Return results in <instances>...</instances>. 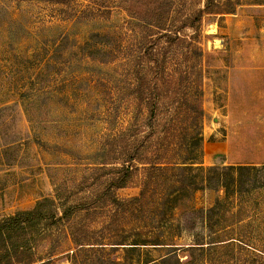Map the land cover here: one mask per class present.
Masks as SVG:
<instances>
[{
	"label": "rangeland",
	"instance_id": "rangeland-1",
	"mask_svg": "<svg viewBox=\"0 0 264 264\" xmlns=\"http://www.w3.org/2000/svg\"><path fill=\"white\" fill-rule=\"evenodd\" d=\"M183 1L186 14L205 2ZM177 2L179 6L182 0ZM218 2L222 7L223 0ZM127 4L0 0V220L30 209L43 197L54 199L58 215L65 201L89 200L106 189L105 178H110L109 165L93 166L112 160V131L123 132L136 120L134 115L142 124L141 134L153 131L142 120L144 111L137 114L127 97L137 68L134 56L145 49L137 20L128 22ZM234 6L231 13H203L195 28L180 30L186 41L179 44L177 56L189 40L187 48L197 46L201 53L181 55L176 66L170 60L165 70L178 84H172L174 96L184 92L187 106L194 101L203 110L199 117L190 112L184 127L179 122L171 126L169 114L161 113L162 123L174 131L169 145L174 152L167 158L197 156L194 161L205 171L194 167L186 172L206 187L177 200L174 195L156 196L166 209L160 221L154 214L141 218L124 213L122 206L113 214V206L99 202L89 216L76 213L75 222L105 244L88 255L97 264H144L152 259L158 264H264V0H239ZM152 37L155 48H168L167 37ZM173 49L168 48L167 57ZM179 75L184 76L180 84ZM193 92L200 93L190 97ZM163 134L160 126L147 141H162ZM221 151L228 155L224 166L260 169L207 170L213 154ZM140 175L137 171L115 195H136ZM222 183L228 186V201ZM216 200H221L222 215L206 220ZM70 223L41 220L19 228L11 240L25 242L24 249L34 258L53 253L55 264H86L87 256L71 242ZM144 237L149 241H140ZM156 237L164 246L152 244ZM195 242L202 247H187Z\"/></svg>",
	"mask_w": 264,
	"mask_h": 264
},
{
	"label": "trees",
	"instance_id": "trees-1",
	"mask_svg": "<svg viewBox=\"0 0 264 264\" xmlns=\"http://www.w3.org/2000/svg\"><path fill=\"white\" fill-rule=\"evenodd\" d=\"M55 1L63 3L67 0ZM127 1L128 4L125 10L131 16L128 22L135 23L131 21L137 20L136 25H140V29H142L139 34V40L144 43L145 47L142 53L134 56L135 59H138L135 63L137 68L134 70V80L128 90L127 97L133 99L137 114L144 111L142 120L144 123L151 125L153 131L148 135L141 134L143 132L142 124L136 122L137 116L135 115L136 120L129 122V127L123 130L124 133L122 131L118 133L116 130L112 131L110 136L111 141L109 142L112 160L105 162L106 164L100 163L93 166L94 169H100V167L109 165L110 178H105L106 183L104 186H106V189L104 188L99 193H93L92 198L89 200H81L79 202L75 200L65 201L58 215L55 207H53L54 199L43 197L36 200L30 209L2 218L0 220V264H55L53 262L56 256H53V253L46 257L34 258L30 252L24 249V246H26L25 242H14L11 240V237L18 235L19 228L25 229L27 226L31 227L41 220L53 224L68 219L71 221L69 224L71 242L75 245L76 252L87 256V259L84 258L86 264H97L95 261L98 260H91L88 255L93 251L102 249L105 247V244L100 242V239L88 229L86 230L83 226L84 224L79 226V221L75 222L78 218L75 217L76 213L84 212L85 215L80 213L79 216H89L91 212L95 211V202H99V204L113 206V214L115 209L122 206L124 213L139 215L141 218L154 214L155 216L153 217L160 221L165 218L166 209L164 208V201H160L159 204L155 199L156 196L161 195L166 198L174 195V199L177 200V198L185 197L188 193L191 194L195 189L206 187L202 180L198 181L186 172L194 167L201 171L203 170V172L205 171L200 162L194 161L197 156L192 158L190 156H178L179 158L176 159H180V161H170L167 158L169 151L174 152V146H171L172 148L169 146L171 138L172 140L174 138V131L169 132V126L166 128L162 123V120H160L161 113L166 111L169 114L168 124L171 123V126L179 122L184 127L183 123L191 116L190 112L194 116L199 117L202 116L203 110L194 101L189 102L191 106H187L189 104L187 98H183L184 92H178L180 93L178 94L179 97L174 96L176 91H172L171 87L174 82L176 84V79L174 80L171 74L167 75L165 70L168 68L166 65L170 60L176 66L178 65L176 59L181 55H187L188 52L195 53L196 55L201 53L197 46L187 48L191 45V41L189 40L186 44V49L183 52H179V57L177 56V48H181L179 44L186 41L184 35V37L179 35L180 30L184 27L195 28L197 21L200 20L203 13L233 12L234 5L239 0H235V2L223 0L222 7L219 5L218 0H205L202 8H198L196 11L187 14L183 12V0L179 6L177 5V0ZM88 11L90 12V10L84 9V12ZM91 14L93 15V12ZM181 17L182 20L179 21ZM177 21H179V24H177ZM159 33L167 37L165 41L169 43L168 48L172 45L174 47L173 52L168 57L166 56V53L169 52L167 46L164 48L160 47V50L155 48L156 39H153L152 35L155 34L157 36ZM183 78L184 76L179 75L177 83L180 84ZM161 84L163 85L161 86ZM164 85L166 87H163ZM199 93L193 92L189 95H191L190 97L192 95L197 97ZM165 98H171L174 104H169L172 103L171 100H164ZM160 126L164 130L161 139L166 142V145L160 139L159 142L147 141L150 136H153L154 132H158ZM183 131L186 133L185 128ZM194 136L197 138L198 144L201 143L202 139L198 134L196 133ZM201 153L202 150L199 149L198 155ZM212 162L213 165L209 166L207 170L216 171L218 167L245 170L247 172L260 169L255 165L248 164H230L224 166L225 155L223 153L213 154ZM262 167L264 168V165ZM137 171H141L138 193L125 199L118 198L115 195V191L128 186V183L132 181L133 175ZM222 185L225 187L224 200L228 201V186L226 187L223 183ZM220 207L221 200H216L206 211V220L221 214ZM155 211L162 213V218ZM73 220L74 222H72ZM144 240L149 241L147 237L140 238V241ZM160 241L159 237L153 238L152 244L164 246ZM135 244H146V242H135ZM129 247L132 249L136 246ZM187 247H202V243L195 242ZM114 261L116 264L119 263L116 260ZM144 264H158V262L156 259H152L145 261Z\"/></svg>",
	"mask_w": 264,
	"mask_h": 264
},
{
	"label": "crops",
	"instance_id": "crops-1",
	"mask_svg": "<svg viewBox=\"0 0 264 264\" xmlns=\"http://www.w3.org/2000/svg\"><path fill=\"white\" fill-rule=\"evenodd\" d=\"M220 153H223L225 155V162H229L228 155L226 154V152L225 151H221Z\"/></svg>",
	"mask_w": 264,
	"mask_h": 264
}]
</instances>
